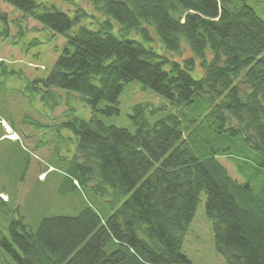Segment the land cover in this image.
Here are the masks:
<instances>
[{
  "label": "trees",
  "instance_id": "obj_1",
  "mask_svg": "<svg viewBox=\"0 0 264 264\" xmlns=\"http://www.w3.org/2000/svg\"><path fill=\"white\" fill-rule=\"evenodd\" d=\"M1 2L64 42L46 77L4 59L0 73L22 74L28 91L81 96L93 115L62 124L77 136L65 175L120 202L106 220L88 204L42 218L36 230L13 220L0 245L16 264H195L183 248L203 193L226 263L264 264V18L249 0H90L105 15L97 28L81 5L72 16L36 0ZM9 16L0 11L4 40L13 38ZM133 33L143 41L127 38ZM154 42L165 54L147 46ZM197 60L200 78L191 74ZM132 81L167 101L134 105V133L99 117L121 113Z\"/></svg>",
  "mask_w": 264,
  "mask_h": 264
},
{
  "label": "rangeland",
  "instance_id": "obj_2",
  "mask_svg": "<svg viewBox=\"0 0 264 264\" xmlns=\"http://www.w3.org/2000/svg\"><path fill=\"white\" fill-rule=\"evenodd\" d=\"M36 1L72 16L77 6L81 5L90 14L86 16L85 22H90V26L95 28L98 20L105 18L104 14L95 10L90 0ZM249 4L264 18V0H249ZM1 10L8 12L9 17L13 18V38H0V59L15 62L17 67H24L31 78L46 77L63 51L62 37H54L34 19L26 21L25 13L12 5L1 2ZM113 23L116 31L123 33L119 31L120 25L115 21ZM132 37L143 41L135 33L127 38ZM153 44L147 46H153L159 54H165L162 43ZM184 53L194 57L187 44ZM169 57L183 60L181 56L174 54ZM197 63L191 74L200 78L203 75L202 65L199 60ZM42 66L45 68L41 69ZM27 83V78L22 74L0 73V196L6 200V205L0 207V244L4 238L9 237L11 222L21 217L31 229L36 230L42 218L63 214L74 216L86 204L96 208L104 220L114 208L120 206V202L110 193L96 194L90 187L73 186L65 175L70 167L68 161L75 155L77 136L68 127H62V124L70 123L75 116L90 119L93 110L77 93L57 88L52 96L44 92L28 91ZM120 98L119 115L101 114L99 117L108 125L128 128L133 133L136 130L130 116L134 105H167L165 98L154 90L144 89L138 81L126 84ZM55 102L60 103L57 108H54ZM105 104L101 103V106ZM167 107V111H170L171 107ZM220 159L234 178L244 180L238 175L232 162L225 157ZM206 202V194L203 193L183 250L195 264H227L216 248L213 223L205 212ZM0 264H16L2 245Z\"/></svg>",
  "mask_w": 264,
  "mask_h": 264
},
{
  "label": "bare ground",
  "instance_id": "obj_3",
  "mask_svg": "<svg viewBox=\"0 0 264 264\" xmlns=\"http://www.w3.org/2000/svg\"><path fill=\"white\" fill-rule=\"evenodd\" d=\"M8 128V127H7Z\"/></svg>",
  "mask_w": 264,
  "mask_h": 264
}]
</instances>
